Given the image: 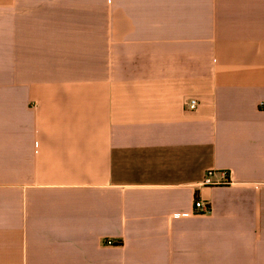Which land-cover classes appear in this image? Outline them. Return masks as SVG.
Segmentation results:
<instances>
[{
  "label": "crops",
  "instance_id": "0c3cea01",
  "mask_svg": "<svg viewBox=\"0 0 264 264\" xmlns=\"http://www.w3.org/2000/svg\"><path fill=\"white\" fill-rule=\"evenodd\" d=\"M0 264H264V0H0Z\"/></svg>",
  "mask_w": 264,
  "mask_h": 264
},
{
  "label": "built area",
  "instance_id": "2783aa9c",
  "mask_svg": "<svg viewBox=\"0 0 264 264\" xmlns=\"http://www.w3.org/2000/svg\"><path fill=\"white\" fill-rule=\"evenodd\" d=\"M199 103L197 100L195 99H190L188 100L186 103H185V107L187 110L189 111H194L197 109ZM223 178L227 181V174H224ZM225 181V182H226ZM205 184H214L212 181H211V178H210V175L207 176V178L205 179ZM195 213L196 214H207L210 212V205L207 203V202H203L201 200H196L195 201Z\"/></svg>",
  "mask_w": 264,
  "mask_h": 264
}]
</instances>
